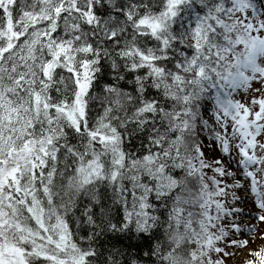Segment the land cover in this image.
I'll use <instances>...</instances> for the list:
<instances>
[{
    "label": "snow or ice",
    "instance_id": "snow-or-ice-1",
    "mask_svg": "<svg viewBox=\"0 0 264 264\" xmlns=\"http://www.w3.org/2000/svg\"><path fill=\"white\" fill-rule=\"evenodd\" d=\"M256 222L264 0H0V264H228Z\"/></svg>",
    "mask_w": 264,
    "mask_h": 264
},
{
    "label": "rangeland",
    "instance_id": "rangeland-1",
    "mask_svg": "<svg viewBox=\"0 0 264 264\" xmlns=\"http://www.w3.org/2000/svg\"><path fill=\"white\" fill-rule=\"evenodd\" d=\"M249 224V220L247 217L244 218V223L241 225L245 227ZM262 234H264V224L256 222V231L248 236L247 234L239 237L240 239H248L249 244L247 248L243 249H234V248H226L227 251L236 252V255L231 257L228 260V264H245L246 259H249L248 256L249 251L251 250H259L264 247V239L261 238Z\"/></svg>",
    "mask_w": 264,
    "mask_h": 264
},
{
    "label": "trees",
    "instance_id": "trees-1",
    "mask_svg": "<svg viewBox=\"0 0 264 264\" xmlns=\"http://www.w3.org/2000/svg\"><path fill=\"white\" fill-rule=\"evenodd\" d=\"M221 246H223V244Z\"/></svg>",
    "mask_w": 264,
    "mask_h": 264
}]
</instances>
